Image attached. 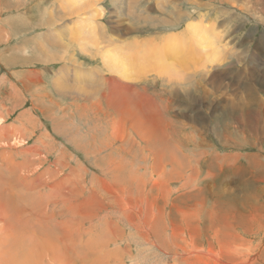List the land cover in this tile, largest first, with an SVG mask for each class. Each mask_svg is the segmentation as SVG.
<instances>
[{
  "label": "rangeland",
  "instance_id": "obj_1",
  "mask_svg": "<svg viewBox=\"0 0 264 264\" xmlns=\"http://www.w3.org/2000/svg\"><path fill=\"white\" fill-rule=\"evenodd\" d=\"M119 2L0 0L2 264H264V0Z\"/></svg>",
  "mask_w": 264,
  "mask_h": 264
},
{
  "label": "bare ground",
  "instance_id": "obj_2",
  "mask_svg": "<svg viewBox=\"0 0 264 264\" xmlns=\"http://www.w3.org/2000/svg\"><path fill=\"white\" fill-rule=\"evenodd\" d=\"M210 1V0H209ZM81 2H82V0H81ZM125 2V0H120V2H119V4H120V8H117V9H121V6L123 5V3ZM187 2H188V4L190 5V6H194L195 5V2H194V0H187ZM93 3H94V1H93ZM91 4H92V2H91ZM96 4V3H95ZM79 5H81V4H79ZM199 6H201L200 4H198ZM73 6V5H72ZM92 6V5H91ZM73 8V7H72ZM76 8V7H75ZM87 8V7H86ZM127 9H129V8H127ZM77 11V10H76ZM91 13V12H90ZM51 16V15H50ZM124 16H127V14L125 13L124 14ZM180 16V14L178 13L177 14V18ZM200 19H202V18H200ZM60 20V19H59ZM47 22V21H46ZM52 22H53V20H52ZM51 22V23H52ZM54 22H55V20H54ZM47 24V23H46ZM53 26V25H52ZM66 26V25H65ZM190 26H192V25H190ZM187 27V26H186ZM52 28V27H51ZM66 29H67V27H66ZM185 31H189V28L187 27L186 28V30ZM184 31V32H185ZM214 33V32H213ZM37 39V38H36ZM168 43H170V41H171V38H168ZM193 41H195L196 42V44H198L199 45V41H198V39H195V38H193ZM60 43V42H59ZM174 47V46H173ZM38 48V47H37ZM175 48V47H174ZM201 49V47H198V48H196V49H194V51H199ZM187 49L186 48H180L179 50H178V52L179 53H182V52H184V51H186ZM201 50H203V49H201ZM64 51V50H63ZM170 55V56H169ZM175 55H177V51H172L171 50V48H170V44H169V48H168V51H167V53H166V51H165V53H164V58L165 59H167V58H170L171 56H175ZM144 58V57H143ZM137 59V58H136ZM145 59V58H144ZM224 59V58H223ZM112 60H114V59H111L110 61H112ZM115 62V61H114ZM116 62H117V60H116ZM209 62H211L210 60H209ZM166 63V62H165ZM166 64H168V63H166ZM110 65H106L105 67L107 68V70L109 69V70H111V68L109 67ZM119 67V66H118ZM119 70V69H118ZM60 71V70H59ZM62 71V70H61ZM244 71V70H243ZM120 73H121V75L123 74L122 73V68L120 69V71H119ZM120 75V74H119ZM120 75V76H121ZM130 76V75H129ZM61 78H63V77H61ZM218 78H219V76H215V75H212L211 77H210V79H209V81H208V84L209 85H212V84H217V80H218ZM61 82V81H60ZM57 89H59V88H57ZM119 89V88H118ZM63 90V89H62ZM180 90H182L183 91V94H185L186 95V98H183V100L185 101V102H187L189 99H190V97H191V92H192V90H194V85H192V86H187V87H183V88H181ZM61 91V90H60ZM216 91V90H215ZM196 92L197 91H195L194 92V94H193V96H192V98H193V100H194V97L196 96L195 94H196ZM175 94L176 95H179V94H181L180 93V91H178V90H176L175 91ZM251 96H252V94H251ZM254 96V95H253ZM201 97V96H200ZM250 98V97H249ZM255 102L256 101H254L253 100V103H254V105H255ZM252 103V104H253ZM248 104V103H247ZM234 105V104H233ZM259 105V104H258ZM232 106V105H231ZM251 105L249 106V107H247V108H245L244 110L245 111H242L241 112V114H237V113H240V112H238V111H236L237 109H231V113H232V115L230 114V113H228V111H226L225 112V116H227V117H233V118H235L234 119V122H237V123H239V124H241V125H244L245 124V128H246V130H247V134H249L248 136L250 137V136H255V134H256V131H258V134L259 135H262V136H264V122L263 123H261L260 124V126H258V127H256V126H254L252 123L253 122H255L254 120H252L253 118H252V112H251ZM235 111V112H234ZM255 111H256V109H255ZM243 113H245V116L243 115ZM234 114H237L236 115V117L235 116H233ZM229 115V116H228ZM257 115V114H256ZM261 118V117H260ZM261 120V119H260ZM211 121V120H210ZM205 122V121H204ZM256 123H258L257 121H256ZM204 124V123H203ZM206 124H208V122L206 123ZM225 124V123H224ZM257 125V124H256ZM259 125V124H258ZM203 126H205V127H203ZM197 128H200V127H197ZM202 128L203 129H205L206 128V125L204 124V125H202ZM201 132H202V130H201ZM202 134V133H201ZM204 135L202 134V137L201 138H199V140L200 139H205V137H203ZM194 137V136H193ZM187 138V137H186ZM261 138V137H260ZM15 139H17V138H15ZM19 140V139H18ZM21 140V139H20ZM23 141V140H22ZM21 141V142H22ZM196 141V140H195ZM198 141V140H197ZM20 143V142H19ZM21 144V143H20ZM4 145V144H3ZM176 145H178V144H176ZM196 146H198V145H196ZM200 146V145H199ZM5 155V154H4ZM200 155V154H199ZM39 156V155H38ZM206 158V157H205ZM173 160H174V158H172ZM171 159V160H172ZM177 160V159H176ZM10 161V160H9ZM173 162V161H172ZM200 162H202V161H200ZM64 164V163H63ZM59 167V166H58ZM53 169V168H52ZM113 169V168H112ZM126 170V169H125ZM128 170V169H127ZM113 172V171H112ZM66 176V175H65ZM42 177V176H41ZM55 177V176H54ZM64 178H66V177H64ZM68 178V177H67ZM129 178V177H128ZM128 180V179H127ZM133 181V180H132ZM23 182V181H22ZM30 183H31V181H30ZM48 185V184H47ZM29 187H30V184H29ZM30 189H31V187H30ZM26 191H27V189H26ZM24 194V193H23ZM26 194V193H25ZM33 195H35V194H33ZM27 198V197H26ZM21 201V200H20ZM25 201H27V200H25ZM27 203V202H26ZM86 203V202H85ZM239 203H240V205H241V201H237V202H230V204H235V205H233V206H236L237 204L239 205ZM227 204V203H226ZM225 204V205H226ZM250 204V203H249ZM44 205V204H43ZM47 205V204H46ZM229 205V204H228ZM228 205H226L227 206V208H228ZM237 205V206H238ZM254 206V205H253ZM241 207V206H240ZM233 208V207H232ZM78 209V208H77ZM131 209V208H130ZM236 209H237V207H236ZM235 209V210H236ZM239 210V209H238ZM22 211V210H21ZM129 211V210H128ZM0 212L1 213H3V212H5L3 209H2V207L0 206ZM131 212V211H130ZM128 214V213H127ZM132 215V214H131ZM31 216V215H30ZM127 216V215H126ZM213 216V215H212ZM128 217V216H127ZM17 219V218H16ZM28 219V218H27ZM15 226V225H14ZM73 226V225H72ZM76 226V225H75ZM68 231V230H67ZM113 232V231H112ZM118 232V231H117ZM3 236V235H2ZM2 236H1V238H2ZM3 237H6V236H3ZM27 237V236H26ZM33 237V236H32ZM9 238V237H8ZM14 238V237H13ZM15 239V238H14ZM13 240V239H12ZM89 240V239H88ZM2 242H4L5 241V239L3 240H1ZM37 241H39V240H37ZM45 241V240H44ZM34 242H35V240H34ZM143 242V241H142ZM15 243V242H14ZM4 244H6V241H5V243ZM36 244V243H35ZM12 245V244H11ZM76 246V245H75ZM2 248H3V246H2ZM5 248V247H4ZM36 249V248H35ZM2 250V249H1ZM0 250V251H1ZM9 250V249H8ZM29 249H27V251H28ZM117 250V249H116ZM21 251V250H20ZM20 251L18 252V251H16V250H14L13 252V254L11 255H9V257H7V260H5V263H3V264H20L19 263V261L20 260H18V257H24V254L22 253V251H21V253L22 254H19L20 253ZM31 251V250H30ZM30 251H28V252H30ZM18 252V253H17ZM197 252V251H196ZM1 253V252H0ZM4 254L6 253V252H3ZM24 253H26V252H24ZM34 253V252H33ZM7 254H8V252H7ZM203 254H205V253H203ZM36 255V254H35ZM105 255V254H104ZM118 255V254H117ZM215 255V254H214ZM8 256V255H7ZM57 256V255H56ZM0 257H3V256H1V254H0ZM217 257V256H216ZM25 258V257H24ZM21 259V258H20ZM56 259V257L53 255V254H51L50 256H49V258H48V262H46L45 264H51V263H53V262H56L57 260H55ZM22 260V259H21ZM28 260H29V262H28V264H34V262H35V258H33L30 254H29V256H28ZM55 260V261H54ZM222 261V260H221ZM0 262H1V260H0ZM225 262V261H224ZM25 263V262H24ZM40 263V262H39ZM0 264H2V262L0 263ZM26 264V263H25Z\"/></svg>",
  "mask_w": 264,
  "mask_h": 264
}]
</instances>
